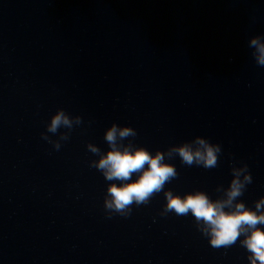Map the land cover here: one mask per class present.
<instances>
[{
    "label": "water",
    "instance_id": "water-1",
    "mask_svg": "<svg viewBox=\"0 0 264 264\" xmlns=\"http://www.w3.org/2000/svg\"><path fill=\"white\" fill-rule=\"evenodd\" d=\"M253 37L264 41V0H0V264H249L243 236L212 247L165 192L223 199L243 169L252 182L237 199L264 197ZM61 111L70 124L50 131ZM113 125L135 132L119 147L176 170L120 212L106 201L122 181L95 166ZM198 138L220 146L214 167L173 151Z\"/></svg>",
    "mask_w": 264,
    "mask_h": 264
},
{
    "label": "clouds",
    "instance_id": "clouds-1",
    "mask_svg": "<svg viewBox=\"0 0 264 264\" xmlns=\"http://www.w3.org/2000/svg\"><path fill=\"white\" fill-rule=\"evenodd\" d=\"M250 44L255 46L257 62L264 66V41L253 37ZM69 119L64 113L58 112L51 120L49 130L55 132L61 125H69ZM135 135L131 127L113 125L105 133V139L110 150L96 163V167L104 172L106 179H118L121 184H111L108 188L110 199L106 207L115 211H123L133 202H146L154 193L160 192L167 181L176 175L174 165L167 163L164 154H152L143 147L123 148L117 145V140ZM196 147L183 144L173 149L186 164H202L206 168L214 167L220 146L205 139L198 138ZM93 151L97 149L93 148ZM147 164V167H144ZM243 169L234 171L223 199L213 200L206 192L194 191L183 196L166 191V210L175 211L178 215H191L198 224L205 226L203 234L208 243L215 248H227L235 244L240 236V244L248 251L249 264H264V197H261L255 207H248L238 200L244 193L247 184L252 182L251 174H245L241 179ZM133 173H138L135 180H129ZM260 225V226H258Z\"/></svg>",
    "mask_w": 264,
    "mask_h": 264
}]
</instances>
